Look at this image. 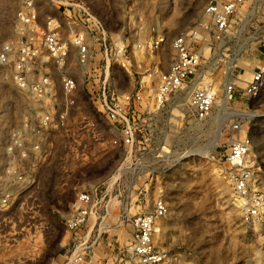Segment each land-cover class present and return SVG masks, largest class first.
Wrapping results in <instances>:
<instances>
[{
    "label": "rangeland",
    "instance_id": "1",
    "mask_svg": "<svg viewBox=\"0 0 264 264\" xmlns=\"http://www.w3.org/2000/svg\"><path fill=\"white\" fill-rule=\"evenodd\" d=\"M215 1L219 0H37V3L41 22L53 17L67 26L71 19L76 20L77 6L84 9L81 13L87 19L96 18L109 42L120 50L121 57L110 56L111 79L119 90L130 93L149 85L147 95L155 87L157 76L169 67L173 40L188 28L201 26L206 32L209 20L203 10ZM20 5L21 0H0V176L11 166L6 151L9 134L21 125L29 107V101L12 79L11 65L1 59L5 46L16 44L19 39ZM263 34L264 0H246L232 19L228 38L223 43H213L207 53L211 68L208 81L216 92L211 120L188 130L179 129L175 116L165 118V140L173 150L192 149L194 156L157 176L147 193L133 192L134 201L129 205L131 215L144 212L152 205L154 191L162 192L168 214L156 225L155 243L165 252L163 264H264V91L254 102L243 96L246 82L264 65L259 44ZM161 38V47L155 51L152 46ZM149 75H153L150 83L142 85L149 82ZM229 83H234L238 92L234 100H226L223 110L219 101ZM86 97L82 93L84 102ZM172 102L186 108L187 96L179 95ZM224 112L227 115L222 116ZM233 112L246 114L248 127L252 129V148L247 160L254 170L255 188L251 194L263 197V208L249 221L243 218L241 200H235L228 176L230 165L221 156L227 149L222 146L229 142L227 127ZM102 127L108 130L105 122ZM150 130L155 137L159 127L152 125ZM62 153V144L58 143L56 156L40 169L36 186L10 210L0 208V264H73V253H83V260L74 264H96L128 243L132 228L130 223L119 221V205L108 212L105 221L90 219L75 233L66 228L79 187L90 178L97 180L107 175V168L104 173L99 169L111 165L115 169L121 152L105 156L100 153L99 161L91 156L92 164H99L98 172L91 175L89 167L62 164ZM2 194L0 182V198ZM138 197L139 203L135 204ZM98 209L100 214L105 213V206ZM82 243L86 250H81Z\"/></svg>",
    "mask_w": 264,
    "mask_h": 264
},
{
    "label": "built area",
    "instance_id": "2",
    "mask_svg": "<svg viewBox=\"0 0 264 264\" xmlns=\"http://www.w3.org/2000/svg\"><path fill=\"white\" fill-rule=\"evenodd\" d=\"M245 2L219 0L205 6L203 14L209 20L206 32L201 26L188 28L173 40L169 67L157 76L155 87L145 95L153 75L142 84L148 86H141L137 93L118 89L111 79L110 56L121 57L120 50L109 42L96 18L87 19L81 13L82 7L77 6L76 20L71 19L65 26L53 17L41 22L37 0H21L17 12L19 39L16 44L5 46L1 59L11 65L12 79L29 101V107L21 125L9 134L6 151L11 166L0 176V208L10 210L36 186L40 169L56 156L58 143L62 144V164L89 167V175L96 174L99 166L94 165L98 162L92 164L91 156L99 161L100 153L105 156L119 150L115 169L112 165L99 169L103 173L108 169L107 175L97 180L89 176L90 180L79 187L66 228L75 233L90 219L105 221L108 212L119 205L118 218L130 223V238L115 255L96 264H163L166 256L155 243V231L157 223L168 214L167 202L162 192L154 191L151 207L131 215L132 195L137 191L147 193L157 176L193 155L192 149L173 150L165 140V118L175 116L179 129L188 130L211 120L216 92L208 81L211 68L207 53L213 43H223L228 38L232 19ZM162 42V38L157 39L152 48L157 51ZM259 44L264 52V34L259 37ZM263 91L264 65L246 82L243 96L254 102ZM237 92L234 83L224 86L227 101L234 100ZM82 93L87 96L85 102ZM179 95L187 96L186 108L172 102ZM248 123L246 114L232 113L227 127L229 142L222 146L227 149L221 153L230 165L228 176L235 200L244 202L241 210L245 221L263 208V197L251 194L255 180L253 167L247 163L252 148ZM152 125L159 127L155 137L151 134ZM99 206H105L104 214H100ZM81 247L87 249L85 243ZM71 259L73 264L81 262L83 253H73Z\"/></svg>",
    "mask_w": 264,
    "mask_h": 264
},
{
    "label": "bare ground",
    "instance_id": "3",
    "mask_svg": "<svg viewBox=\"0 0 264 264\" xmlns=\"http://www.w3.org/2000/svg\"><path fill=\"white\" fill-rule=\"evenodd\" d=\"M214 89V88H213ZM215 91V90H214ZM219 104H220V106L222 107V109L224 110V109H226V99L225 98H222L220 101H219ZM227 115V114H226ZM247 159H249V155H248V157H247ZM240 203V205H243V201H240L239 202Z\"/></svg>",
    "mask_w": 264,
    "mask_h": 264
},
{
    "label": "crops",
    "instance_id": "4",
    "mask_svg": "<svg viewBox=\"0 0 264 264\" xmlns=\"http://www.w3.org/2000/svg\"><path fill=\"white\" fill-rule=\"evenodd\" d=\"M262 55H264V52H261ZM131 235V234H130ZM129 240V239H128Z\"/></svg>",
    "mask_w": 264,
    "mask_h": 264
}]
</instances>
